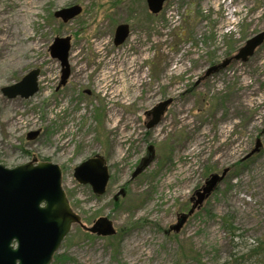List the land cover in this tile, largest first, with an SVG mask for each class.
Returning <instances> with one entry per match:
<instances>
[{"label": "rangeland", "instance_id": "rangeland-1", "mask_svg": "<svg viewBox=\"0 0 264 264\" xmlns=\"http://www.w3.org/2000/svg\"><path fill=\"white\" fill-rule=\"evenodd\" d=\"M72 6L74 17L57 14ZM120 24L130 35L117 45ZM260 31L264 0H168L157 14L147 0H0V163L59 164L83 222L108 216L118 231L74 224L51 264H264V43L205 74ZM60 37L71 44L61 87L51 54ZM33 69V96L4 95ZM96 154L111 173L101 195L75 176ZM225 168L181 230L171 229L205 178Z\"/></svg>", "mask_w": 264, "mask_h": 264}, {"label": "water", "instance_id": "water-1", "mask_svg": "<svg viewBox=\"0 0 264 264\" xmlns=\"http://www.w3.org/2000/svg\"><path fill=\"white\" fill-rule=\"evenodd\" d=\"M166 1L168 0H147L148 8L157 14ZM79 10V7L72 6L57 14L68 20L77 15ZM127 36V26H119L116 42L124 41ZM263 37L264 31L250 38L235 58L248 60L254 54L257 44L263 42ZM69 50V37L56 38L51 46V54L64 66L63 81L69 75ZM226 64L224 61L211 66L206 74L209 75ZM39 74V69L31 70L20 81L3 87L4 95L10 98L33 96L39 90ZM38 133L39 131H31L28 137L32 138ZM260 145L258 140L247 158L258 152ZM141 169L139 167L134 175ZM228 171L229 168H225L222 174L212 173L205 184L195 191L192 196L193 206L188 213L182 215L183 220L203 205ZM75 176L83 183H90L98 195L106 192L110 178L103 156L83 161L75 168ZM121 193L124 194L123 189ZM76 223H80L85 230L100 235L107 236L117 232L113 221L107 216L99 217L93 226H87L82 221L63 188V171L59 164L37 158L15 167L0 163V264H51L55 253ZM182 225V221H179L171 229L180 231Z\"/></svg>", "mask_w": 264, "mask_h": 264}, {"label": "flooded vegetation", "instance_id": "flooded-vegetation-1", "mask_svg": "<svg viewBox=\"0 0 264 264\" xmlns=\"http://www.w3.org/2000/svg\"><path fill=\"white\" fill-rule=\"evenodd\" d=\"M121 25H126L127 26V30H128V36L126 37V39L129 37V35H130V27H129V25L128 24H120L119 26H121ZM119 26L117 27V29H116V33H117V30H118V28H119ZM261 32H263V31H260V32H258L257 34H255L254 36H256V35H258V34H260ZM115 38H116V34H115ZM125 39V40H126ZM124 40V41H125ZM249 40V39H248ZM247 40V41H248ZM115 41V44H119V43H117L116 42V39L114 40ZM247 41L245 42V44H244V46L247 44ZM121 43V42H120ZM264 43V37H263V42L262 43H260V44H257V46H256V48H255V52L257 51V49L259 48V46L260 45H262ZM242 48V47H241ZM240 48V49H241ZM70 49H71V44H70ZM240 51V50H239ZM255 52H254V54H255ZM69 53H70V50H69ZM253 54V55H254ZM252 56V55H251ZM250 57V56H249ZM233 59H236L235 58V55H234V57H231V58H229V59H225L224 61H226L227 62V64H226V66L229 64V62H231ZM249 59V58H248ZM224 61H222V62H224ZM61 62V61H60ZM68 64H69V75L66 77V79L63 81V73H64V66H63V64H62V62H61V66H62V74H61V81H60V87L61 86H63V85H66V83L68 82V79H69V77L71 76V69H70V63H69V57H68ZM220 64V63H219ZM215 65H217V64H215ZM214 66V65H213ZM225 66V67H226ZM225 67H223V68H225ZM222 68H219L217 71H220ZM208 70V69H207ZM217 71H214V72H217ZM207 72V71H206ZM214 72H212V73H214ZM211 73V74H212ZM206 74V73H205ZM211 74H209V75H211ZM40 75V74H39ZM207 75V74H206ZM38 81H39V79H38ZM264 130V129H263ZM39 134V133H38ZM260 150H261V148H260ZM259 150V151H260ZM95 157H97V156H103V155H101V154H96V155H94ZM104 157V156H103ZM94 158V157H93ZM105 158V157H104ZM39 160V159H38ZM41 161H49V160H41ZM81 164V163H80ZM105 164L107 165V167H108V171H109V175H110V178H111V173H110V169H109V166H108V163H107V160H106V158H105ZM77 167V166H76ZM75 167V168H76ZM110 178H109V181H110ZM207 179L208 178H205V180H204V183L207 181ZM109 183V182H108ZM90 184V183H89ZM92 186V185H91ZM108 186V185H107ZM201 186H203V184L201 185ZM93 188V187H92ZM107 190V189H106ZM124 190V189H123ZM94 191V190H93ZM95 192V191H94ZM96 193V192H95ZM97 194V193H96ZM122 195H124L125 194V190H124V194L123 193H121ZM98 195V194H97ZM118 200V197H115V202ZM190 200L193 202V200H192V196L190 197ZM73 207V206H72ZM76 211V210H75ZM77 212V211H76ZM189 212V211H188ZM187 212V213H188ZM78 213V212H77ZM79 214V213H78ZM184 213H180L179 215H177L176 217H177V221H176V223L175 224H177L179 221H182V223H183V225H182V227L184 226V224L186 223V221H187V219H188V217H187V219L186 220H183L182 219V215H183ZM80 215V214H79ZM81 216V215H80ZM100 217H102V216H100ZM108 217V216H107ZM99 218V217H98ZM98 218H96L94 221H93V223L91 224V226H93L94 225V223H95V221L98 219ZM109 218V217H108ZM81 219H82V216H81ZM110 219V218H109ZM110 220H112V219H110ZM82 221H83V219H82ZM113 221V220H112ZM76 224H79L81 227H82V225L80 224V223H76ZM113 224H114V222H113ZM175 224H173V225H175ZM88 226V225H87ZM115 226V225H114ZM83 228V227H82ZM116 228V227H115ZM84 229V228H83ZM85 230V229H84ZM87 231V230H86ZM87 232H90V231H87ZM118 232V231H117ZM116 232V233H117ZM90 233H92V232H90ZM115 233V234H116ZM95 234H98V233H95ZM115 234H112V235H107V236H113V235H115ZM98 235H100V234H98ZM102 236H105V235H102Z\"/></svg>", "mask_w": 264, "mask_h": 264}, {"label": "trees", "instance_id": "trees-1", "mask_svg": "<svg viewBox=\"0 0 264 264\" xmlns=\"http://www.w3.org/2000/svg\"><path fill=\"white\" fill-rule=\"evenodd\" d=\"M228 223H231V222H228ZM226 224V225H229V228H231V225L230 224ZM257 255H263L264 256V242L261 243V246H259V249H257Z\"/></svg>", "mask_w": 264, "mask_h": 264}, {"label": "bare ground", "instance_id": "bare-ground-1", "mask_svg": "<svg viewBox=\"0 0 264 264\" xmlns=\"http://www.w3.org/2000/svg\"><path fill=\"white\" fill-rule=\"evenodd\" d=\"M124 77H125V76H123V77L121 78V82H122V84H121V88H122V89H124L125 87L129 86V80H127V79H124V80H123Z\"/></svg>", "mask_w": 264, "mask_h": 264}]
</instances>
